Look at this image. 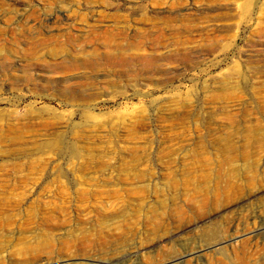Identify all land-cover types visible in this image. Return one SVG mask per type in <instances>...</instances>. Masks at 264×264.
I'll use <instances>...</instances> for the list:
<instances>
[{"label":"rangeland","instance_id":"1","mask_svg":"<svg viewBox=\"0 0 264 264\" xmlns=\"http://www.w3.org/2000/svg\"><path fill=\"white\" fill-rule=\"evenodd\" d=\"M0 264H264V0H0Z\"/></svg>","mask_w":264,"mask_h":264},{"label":"bare ground","instance_id":"2","mask_svg":"<svg viewBox=\"0 0 264 264\" xmlns=\"http://www.w3.org/2000/svg\"><path fill=\"white\" fill-rule=\"evenodd\" d=\"M213 233H215V235H216V231L215 230L213 231Z\"/></svg>","mask_w":264,"mask_h":264}]
</instances>
